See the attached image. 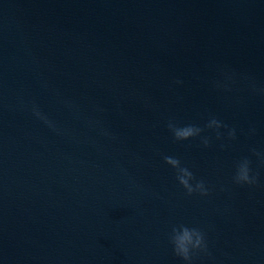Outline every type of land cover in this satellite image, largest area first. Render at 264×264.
<instances>
[{
    "label": "water",
    "instance_id": "obj_1",
    "mask_svg": "<svg viewBox=\"0 0 264 264\" xmlns=\"http://www.w3.org/2000/svg\"><path fill=\"white\" fill-rule=\"evenodd\" d=\"M181 227L192 264H264V0H0V264H184Z\"/></svg>",
    "mask_w": 264,
    "mask_h": 264
},
{
    "label": "clouds",
    "instance_id": "obj_2",
    "mask_svg": "<svg viewBox=\"0 0 264 264\" xmlns=\"http://www.w3.org/2000/svg\"><path fill=\"white\" fill-rule=\"evenodd\" d=\"M232 80L231 75H226L223 83H218V87H228V81ZM37 116L43 117L38 109H34ZM51 123V122H49ZM168 129L171 131L173 138L177 141H187L193 138L199 137L204 146H208L210 143V136H202V129L196 124H179L174 119H169L167 124ZM206 127L209 130H213L216 136L222 135L221 128H228L220 119L213 116L207 122ZM227 135L229 138H234L236 135L235 129H228ZM165 162L176 170V179L179 184L186 190L189 195L199 193L200 195H207L208 188L206 187L204 180H198L195 183L194 175L192 171L181 163L179 157L166 155L164 157ZM237 184L253 185L257 183V177L252 174L250 167V160L245 157L237 162L235 175L233 177ZM169 240L172 245L173 251L176 256L180 257L184 264H192L193 256L197 252L207 250V240L205 232L200 228H188L181 227L179 229H173L169 235Z\"/></svg>",
    "mask_w": 264,
    "mask_h": 264
}]
</instances>
